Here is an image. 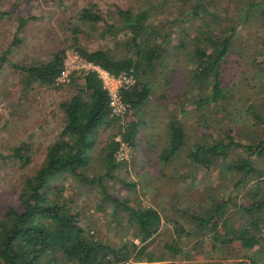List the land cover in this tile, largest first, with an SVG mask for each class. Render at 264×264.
I'll list each match as a JSON object with an SVG mask.
<instances>
[{
	"label": "trees",
	"instance_id": "1",
	"mask_svg": "<svg viewBox=\"0 0 264 264\" xmlns=\"http://www.w3.org/2000/svg\"><path fill=\"white\" fill-rule=\"evenodd\" d=\"M168 2H173L175 7ZM227 2L230 4H223V0H150L146 7L116 5L113 22L102 16L97 3H91L80 11L83 23L96 28L103 23L104 34L115 38L122 36L118 43L124 45L126 54L118 56L101 48L88 50L76 39L75 42L82 58L99 64L112 74L133 70L136 84L121 93L123 102L130 106V113L146 105L151 96L152 88L147 78L155 72L166 42H172V26L178 22L193 25L192 28L197 25L191 39L194 47L191 46L188 57L194 65L192 83L199 84V91L203 94L195 97L194 103L197 108L204 107L207 113L217 116L213 119L206 115V131L191 142L180 118L171 115L167 124L168 144L163 148L161 158L170 165L185 155L191 162L189 173L210 174L212 170L221 181L217 184L220 191L216 194L210 192L206 203L199 204V212L191 215L190 228L184 223L180 227L197 242L209 238L214 251L220 252L233 245L248 253L240 254V260L228 264H264V111L258 110L251 98L245 100L246 111L253 120L249 143L243 142L240 127L236 129L223 122V115L230 114L229 108L235 97L233 86L224 77L223 66L230 53L238 49L234 45V36L241 23L246 25L253 19L264 28V0L251 3L246 0L249 7L240 8L239 14L231 17V3L245 0ZM166 6L175 8L173 11L169 9V14L176 17L159 21L158 16ZM260 7L263 9L258 10ZM231 20L234 24L228 25ZM26 21L21 19L19 28ZM18 42V38L14 39L0 54V70L9 61L8 53ZM259 42L263 48L257 53L263 56L264 36L259 37ZM187 45L181 38L175 47L184 49ZM65 56L64 50H58L48 60L31 65L12 63V67L29 80L28 84L35 81L51 86L65 70ZM259 65L261 68L257 74L263 80L259 86L262 91L264 66ZM83 74V85L61 103L64 122L60 137L48 147L41 167L24 178L18 202L7 206L1 215L0 264H162L160 262L167 260L166 252L155 255L147 251L148 244H145L152 241L161 229L162 214L155 207L129 206V199L121 200L106 194L112 204L123 208L134 231V238L126 237L111 243L81 224L80 212L64 196L63 187H52L53 179L69 173L104 188L108 179L115 178L114 171L120 165L116 153L121 141L136 146L139 123L127 122L122 131L118 118L111 115L108 94L97 72ZM71 81L78 82L74 76ZM181 110H184L183 106ZM112 123L118 124V130L109 136L101 150L104 172L89 178L86 173L91 151L100 130ZM210 125L214 126L213 131L208 130ZM118 137L121 141L117 140ZM28 151L29 145L23 144L16 149L14 156L28 162ZM227 181H230L234 195L227 194ZM165 248L173 258L177 255L190 257L173 243H167ZM246 258L250 261L247 262Z\"/></svg>",
	"mask_w": 264,
	"mask_h": 264
},
{
	"label": "rangeland",
	"instance_id": "2",
	"mask_svg": "<svg viewBox=\"0 0 264 264\" xmlns=\"http://www.w3.org/2000/svg\"><path fill=\"white\" fill-rule=\"evenodd\" d=\"M248 1L251 3L259 0ZM149 2L150 0H0V54L9 48L14 39L20 40L8 53L9 61L0 70V218L7 206L18 202L24 178L41 167L48 147L60 137L64 122L61 103L71 98L78 86L84 83L85 70L74 57L79 54L76 42L88 50L101 48L109 49L118 56L126 54L124 45L118 43L122 36L115 38L111 34H104L103 23L98 28L83 23L80 11L91 3H97L102 16L113 22L116 5L138 8L148 6ZM225 3L230 4L223 0V4ZM173 6L175 7L174 4ZM173 6L162 9L159 21L174 20L176 16L169 14V9L175 10ZM230 6V11H233L230 12V17L232 14L237 16L240 8L249 7L246 0L242 3L232 2ZM262 9L260 7L258 10ZM21 19L27 21L19 28ZM227 23L234 24L233 20ZM192 27L193 25L183 22L172 26V42H166L155 72L147 78L152 93L146 105L118 118L117 123L122 125V131L127 122H138L139 133L136 146H129L121 158L117 159L120 165L114 171L115 178L108 179L103 188L64 173L53 179L51 184L53 188H64V196L80 212L81 224L104 240L117 243L126 237L134 238L132 224H129L125 211L111 203L106 195L109 194L113 198L129 199V206H153L161 212L163 219L159 233L152 241L145 243L148 244L147 251L155 255L167 253V256L164 255L167 260L160 263L228 264L240 260V254L248 253L233 245L220 252L214 251L209 238L204 242L201 239L197 242L194 236L187 235L180 227L184 223L185 227L190 228L191 215L199 212V204L206 203L210 192L216 194L220 191L217 184L221 180L215 177L217 175L212 170L210 174L189 173L191 162L185 155L170 165L161 158L162 150L168 144L167 124L171 115L180 118L191 142H195L206 131V115L213 119L217 116L215 113H207L204 107L197 108L194 103L195 97L202 92L199 91V84L192 83L194 65L188 52L191 51V46L194 47L191 39L197 25ZM260 36H264V28L253 19L246 25L241 23L234 36V45L238 49L230 53L223 66L224 77L233 86L235 96L232 107L229 108L230 114L227 117L223 115V122L236 129L240 127L239 134L246 143H249L253 120L246 111L245 100L251 98L258 110L264 111V83L260 91L259 86L263 80L257 74L261 68L259 64L264 66V55L259 56L257 53L263 48L259 42ZM181 38L188 44L184 49L175 47ZM58 50L66 53L64 64L69 73L51 86L35 81L28 84L29 80L12 67V63L31 65L48 60ZM73 76L78 82L71 81ZM182 106L184 110H181ZM117 123L100 130L87 167L86 174L89 178L104 172V154L101 150L109 136L118 130ZM208 130L213 131L214 126L210 125ZM23 144L29 145L28 162L14 156L16 149ZM1 155L7 158L4 159ZM226 184V192L231 194L230 181ZM136 242L140 243L138 239ZM167 243L183 248L184 254H190V257H171L168 248H165ZM245 260L249 262L250 258Z\"/></svg>",
	"mask_w": 264,
	"mask_h": 264
},
{
	"label": "built area",
	"instance_id": "3",
	"mask_svg": "<svg viewBox=\"0 0 264 264\" xmlns=\"http://www.w3.org/2000/svg\"><path fill=\"white\" fill-rule=\"evenodd\" d=\"M78 62L81 63V68L85 70V73L89 71H95L98 74L99 79L102 81L103 88L107 91L109 98V106L111 110V115L115 118H123L130 110V106L123 102L121 98L122 90L129 89L133 87L137 79L133 70L120 72L118 75L112 74L99 64L93 63L82 58L79 54L74 56ZM66 65V64H65ZM63 74L57 78V80L63 79L68 75L69 70L65 66ZM79 67V66H77ZM117 140L121 141V138L118 137ZM130 144L125 141H121L120 148L116 153L117 159L121 158L124 152L128 149ZM131 147V146H130ZM118 159V160H119Z\"/></svg>",
	"mask_w": 264,
	"mask_h": 264
}]
</instances>
